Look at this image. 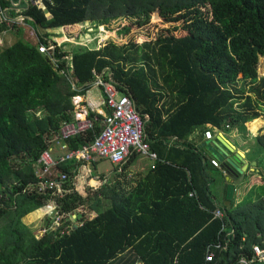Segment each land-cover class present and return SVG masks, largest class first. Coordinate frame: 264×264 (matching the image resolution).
Segmentation results:
<instances>
[{
	"label": "trees",
	"instance_id": "obj_1",
	"mask_svg": "<svg viewBox=\"0 0 264 264\" xmlns=\"http://www.w3.org/2000/svg\"><path fill=\"white\" fill-rule=\"evenodd\" d=\"M13 1L2 0L0 14L14 7ZM43 2L46 10L22 1L23 22L35 33V44L22 37V27L0 19V45L10 30L16 39L0 47V264H238L243 257L251 259L253 245L264 247V171L255 186L258 201L244 208L253 218L245 220L247 212L236 208L234 198L230 207L217 204L209 159L189 138L200 127L211 129L203 132L208 140V131L241 128L264 117V77H258L264 0ZM90 26H105L127 39L91 50L72 45L76 37L56 42L68 36L65 30L75 34ZM142 27L148 39L129 35ZM40 46L49 49L42 52ZM65 56L72 58L73 68ZM100 75L132 96L158 159H151L154 168L144 175L94 194L74 186L71 163L61 165L60 172L71 178L63 185L68 192L50 202L49 193L37 191L40 159L63 124L73 122V96L85 94ZM70 76L81 90L73 88ZM90 119L98 120L96 133L71 138L65 153L92 144L104 131L101 116L92 113ZM254 140L253 152L262 163L264 134ZM137 157L122 166V176ZM100 195L111 198L110 207L93 217L81 213L70 234L49 229L36 236L24 221L54 206L73 214ZM218 208L224 219L214 217ZM219 244L225 250L216 249ZM209 251L216 253L213 262L206 260Z\"/></svg>",
	"mask_w": 264,
	"mask_h": 264
},
{
	"label": "built area",
	"instance_id": "obj_2",
	"mask_svg": "<svg viewBox=\"0 0 264 264\" xmlns=\"http://www.w3.org/2000/svg\"><path fill=\"white\" fill-rule=\"evenodd\" d=\"M1 1L2 0H0V5ZM22 1H25L27 4L31 2L38 5L43 10H46L43 0H21L19 3L13 1L14 7L3 9L0 14V19H6V22L7 20H9V22L15 20V18L11 16V12L16 10V7H20ZM48 49L49 48L45 46H40L38 48V50L42 52ZM109 76L111 79V73ZM103 77L102 75L98 76L96 84L104 89L106 98L103 100V105L105 108H109V115L102 112L105 116L103 120L105 126L104 131L96 135L95 141L92 144L86 145L78 151H69L65 153L64 150H67L66 142L71 138L88 132L96 133V123L98 120H91L87 111L75 114L73 122L63 124L59 134L51 141L54 142V145L64 152V154L58 155L54 147L50 146L48 150L44 151L40 159L39 163L41 167L38 174L41 181L38 186L36 185L37 191L39 193H49L51 197L50 202L55 201L54 197L61 198L68 192L63 185L71 181V178L66 173L60 172L59 167H61V165L67 166L70 163L82 165L97 164L109 161L114 165L123 166L130 157L134 155L150 158L152 160L158 159L157 154L152 151L150 144L147 142L145 134L146 121L139 114L132 96L119 91L113 80L106 81ZM205 135L208 140L213 138L212 132L208 131ZM211 163L215 166H220V162L216 158H212ZM152 168H154V166H152ZM58 209L59 207L57 206L50 209L52 212L50 215H53L51 216L52 224H48L49 227H43L41 234L52 229V231L60 232V235L64 236L70 234V231L74 230V227H77L78 219L80 218L78 214L80 211L64 215L58 212ZM214 217L224 219L225 213L223 209L218 208L214 212ZM215 247L216 249L225 250L221 244ZM252 252L253 257L251 259L243 257L239 260L238 264H264V247L255 245ZM206 260L207 262L215 261L216 253L214 251H209Z\"/></svg>",
	"mask_w": 264,
	"mask_h": 264
},
{
	"label": "crops",
	"instance_id": "obj_3",
	"mask_svg": "<svg viewBox=\"0 0 264 264\" xmlns=\"http://www.w3.org/2000/svg\"><path fill=\"white\" fill-rule=\"evenodd\" d=\"M21 6L19 8H16V10H18L22 13L21 17H24V15H23L24 7H21ZM15 14H16L15 10H13L11 12V15L15 16ZM14 24H16L17 27L18 26L20 27V25L18 23H14ZM87 28H91V29H88L87 30L88 33H85L84 38H82V39L86 40V44H81L79 38H76V40L71 39V40H73L71 42L74 43L75 46H78L80 48L82 47L83 48L82 50H91L94 48L100 49L101 47L106 45L107 39L110 38V33H108L105 26H99L97 28L90 26ZM99 28L101 29L100 31H99ZM23 31H24V34L26 36H28V33L31 31V29H30V27H26L23 29ZM94 32H98V36H94L91 39V36L94 34ZM34 35H35V33H34ZM85 37H90V39L85 38ZM36 40H37V38L34 39V41H36ZM66 41H69V39L66 36L62 35L61 38H58V40L56 42L59 44H62V42H66ZM64 58L66 59V64H68L69 67L71 66L73 68V66L70 65L72 58H70L69 56H65ZM106 70H107V68H105L103 72H106ZM72 71H73V69L68 70V72H70V73H73ZM70 78L72 79V82H73V88L81 90L82 88H77L76 80L74 78H72L71 76H70ZM104 98H106V94L104 92V89L101 88L100 86H98L96 83H94L93 86L91 87V89L88 90L85 94H81V93L76 94L72 98V102L74 105V113L72 114L73 117L75 116V114H80V113H84L85 111H87L88 116H91V114L93 113L97 117L101 116L104 120L105 116L102 114V112H105L106 115H109V108H107V107L105 108L103 105ZM256 121H258V122H256ZM254 122L256 123V129L255 130L252 129V124ZM210 128H211V126H210ZM204 129H205L204 127L197 128L191 134L189 139L191 141H193L197 146L204 148V150H205L204 154L209 159V166L208 167H210L212 169H216L220 173L221 180L223 183L222 189L219 192V194H221V201H218V196L215 195V197H216V202L219 206L226 207L227 187H228L229 183L225 179V177H228V176L221 169V162H220L219 158L214 153H212L211 150L208 148L207 145L210 141L205 139L204 134H203ZM205 130H211V129H205ZM212 132L214 134L212 140H215L216 138H219L221 142H224L225 140H227L229 142V144L237 152L241 153V156H243L246 159V165L249 167L247 172H246V177H245L244 181L241 184H239L238 186H236V189L234 192L233 198L235 200V205L237 208L239 205H241L243 203L244 198L247 196L249 191H251L252 186L261 185V177H260V173H258V172L264 171V162L262 161V163H261V160H263V159L261 158V156L255 154L253 152V148L255 147L254 138L256 136L264 134V117L262 116L261 118H259L257 120L246 123L241 128H234V129L226 130L223 132H220V131L217 132L215 130ZM259 133H261V134H259ZM171 140L173 141L174 139H171ZM227 141H225V142H227ZM57 149H58V152H56V153L58 155L64 154V152H62L59 148H57ZM140 157H142V156H140ZM144 158H146V157H144ZM212 158L218 159V161L220 162V166L213 165L211 163ZM148 159H150V158H148ZM135 160L132 161V164L126 170V174H124V176H122V174H121L122 173V166L114 165L113 163L112 164L115 166V169H113V171L110 173L101 172L98 169L99 166L97 167V165H99L103 162H100L97 164H83V165L77 164V163H71L70 165L72 167H75V170H74L75 176L73 177V179H74L73 184L75 187H76V185L79 184V189L81 188L80 191L83 190L82 192L87 191V192H91L94 194L110 183H111V185H114V184H117L118 182H123L125 178H127V180H132L134 178H137L139 175H144L146 172H148L150 170V167L153 166V161L150 159V161L152 163V164H150V167H148V165L145 167V165L141 162L138 163L135 167H133L132 165L135 163L134 162ZM127 163H125V164H127ZM126 175H127V177H125ZM112 176H114V177H112ZM252 177H255V179H256L255 182L253 180H251L250 183H248L249 178H252ZM100 178H104V180H102ZM97 182H99V184H102L101 187H97L95 185ZM248 186H250V188Z\"/></svg>",
	"mask_w": 264,
	"mask_h": 264
},
{
	"label": "rangeland",
	"instance_id": "obj_4",
	"mask_svg": "<svg viewBox=\"0 0 264 264\" xmlns=\"http://www.w3.org/2000/svg\"><path fill=\"white\" fill-rule=\"evenodd\" d=\"M21 7H23V6H21ZM16 8H19V7H16ZM15 13H16L15 16L11 15L13 18H15V20H12V23H18L20 25V27H22L23 29L28 27L23 22L25 17H21L22 13L20 11H18V10H15ZM123 20L124 19L119 20V22H117V20H116V23L114 25H118V24L123 23ZM146 29H147L146 27H142V28H138L137 30H131L129 35H131V36H133L135 38L137 37V38L142 39V40L148 39L149 38L148 36H150V33ZM85 30H86L85 28H84V30L83 29L82 30H78L75 34H74L73 30H71V31L65 30L64 34L68 35L67 36L68 39H69V37H76V38L80 39L81 44H86V40L82 39V38H84L85 33L87 32V30L86 31ZM100 30L101 29L99 28V31ZM107 31H108V33H110V38L107 39V42L108 41H114L116 43H123L127 39V37L126 38H122L121 36L117 35L115 32L111 31V29H109V30L107 29ZM12 33L15 34V32H12V30L8 32V34H7V36H6L5 40H4L3 45H0V47H4V46L8 45L7 44V39H8L9 45H12L13 43L16 42L15 36L13 37L11 35ZM81 33H83V34L81 35ZM94 36H98V32H94V34L91 36V39ZM22 37L26 41H28L29 43H33V44L36 43V41H34V39H36V37H35L34 32L32 30L28 33V36L24 35ZM85 38L90 39V37H85ZM0 40H1V38H0ZM67 42H70V41H67ZM70 43L72 45H74V43H72V42H70ZM258 77L259 78H263L264 77V58H261L260 61H259ZM259 134H261V133H259ZM52 146L54 147L56 152H58V149H57L56 145H54V143L52 144ZM134 162L135 163L132 165L133 167H135L140 162L143 163L145 165V167L147 165H148V167H150V164H152L150 159L144 158V157H140V156ZM98 166H99L98 169L101 172L110 173V172L113 171V169H115V166L112 163H110L109 161H105V162L97 165V167ZM208 173H209V176H210V190H211L213 195L218 196V201H221V194H219V192L222 189V184L223 183H222V180H221L220 173L216 169H212L210 167H208ZM112 177H114V176H112ZM100 179L104 180V178H100ZM95 185L97 187H101L102 184H99V182H97ZM254 187H255V185L252 187V191L244 198L243 203L240 205L241 210H244V212H243L244 215L247 212L246 216H242V218H244L245 220H249L250 218L251 219L253 218L251 215H249L248 208L246 210L244 209L246 207V205L249 204V202H251V201H254V203L258 201V200H256V198H257V194L259 193V191H258V189L256 187H255L256 189ZM110 203H111V198L110 197L106 198L103 195H100L99 200L93 202L92 204H90V207H86V209H80L81 212L78 214V216H80L81 213H82L84 215H91V217H93L96 213L105 212L110 207ZM90 210H92L93 212L90 211ZM51 213H52L51 210H48V212H43L42 210H41V212L37 211L34 215H30V216L25 217L24 221L28 223V226L35 233L36 236H40L42 228L45 227V226H48V224H50V223H48V216ZM51 216H53V215H51ZM254 246L255 245H253L252 250H253Z\"/></svg>",
	"mask_w": 264,
	"mask_h": 264
},
{
	"label": "water",
	"instance_id": "obj_5",
	"mask_svg": "<svg viewBox=\"0 0 264 264\" xmlns=\"http://www.w3.org/2000/svg\"><path fill=\"white\" fill-rule=\"evenodd\" d=\"M225 141L221 142L219 138H216L215 140H211L207 146L219 158L221 169L228 176L225 179L229 183L226 196V207H229L233 200L236 186L244 181L249 167L246 165V159L241 156V153L237 152L228 141V143ZM73 229L75 230L76 227Z\"/></svg>",
	"mask_w": 264,
	"mask_h": 264
}]
</instances>
